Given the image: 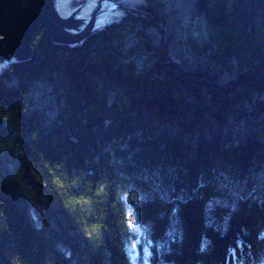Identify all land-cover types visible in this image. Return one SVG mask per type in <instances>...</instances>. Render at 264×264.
Segmentation results:
<instances>
[{"label":"trees","instance_id":"16d2710c","mask_svg":"<svg viewBox=\"0 0 264 264\" xmlns=\"http://www.w3.org/2000/svg\"><path fill=\"white\" fill-rule=\"evenodd\" d=\"M120 4L0 70V264H264V0Z\"/></svg>","mask_w":264,"mask_h":264},{"label":"water","instance_id":"95a60500","mask_svg":"<svg viewBox=\"0 0 264 264\" xmlns=\"http://www.w3.org/2000/svg\"><path fill=\"white\" fill-rule=\"evenodd\" d=\"M51 2L53 10L57 12L54 0ZM118 8L123 12H132V9L123 5ZM56 12L46 14L29 0H0V63L8 65L7 53H13L19 59L26 57L30 52L31 39L41 31H48L50 37L62 44L78 43L94 31L93 13L89 25L82 33L75 37L65 36L59 33L58 26L54 23V20H59ZM67 22L69 19L62 23ZM163 54L165 60H168L164 48Z\"/></svg>","mask_w":264,"mask_h":264},{"label":"rangeland","instance_id":"374dc122","mask_svg":"<svg viewBox=\"0 0 264 264\" xmlns=\"http://www.w3.org/2000/svg\"><path fill=\"white\" fill-rule=\"evenodd\" d=\"M121 1L136 3L139 0H54L58 15L70 21L69 26H65L68 37L82 33L89 25L93 13L95 14L94 29L119 20L123 15V11L118 8ZM7 57L10 62L16 58V55L7 53ZM6 66L0 63V70ZM129 223L131 228L140 234L136 214L131 209H129Z\"/></svg>","mask_w":264,"mask_h":264},{"label":"flooded vegetation","instance_id":"af4514ba","mask_svg":"<svg viewBox=\"0 0 264 264\" xmlns=\"http://www.w3.org/2000/svg\"><path fill=\"white\" fill-rule=\"evenodd\" d=\"M30 1V3L33 5V6H36V7H38V8H41V10L44 12V13H46V14H48V13H53V12H56V11H54L53 10V8H52V2H51V0H29ZM57 13V12H56ZM57 15H58V13H57ZM59 17V20L57 19V20H54V23L58 26V31H59V33H61V34H63V35H65V36H67V30H66V28H65V26H69V24H64V23H62L63 22V20H65V19H62L60 16H58Z\"/></svg>","mask_w":264,"mask_h":264}]
</instances>
